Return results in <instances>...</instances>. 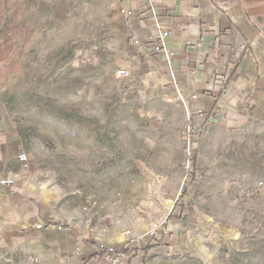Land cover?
Instances as JSON below:
<instances>
[{
	"label": "rangeland",
	"instance_id": "rangeland-1",
	"mask_svg": "<svg viewBox=\"0 0 264 264\" xmlns=\"http://www.w3.org/2000/svg\"><path fill=\"white\" fill-rule=\"evenodd\" d=\"M116 4L0 0V143L9 129L25 186L95 247L132 241L143 264H264V118L199 121L189 158L188 115L115 76Z\"/></svg>",
	"mask_w": 264,
	"mask_h": 264
},
{
	"label": "crops",
	"instance_id": "crops-1",
	"mask_svg": "<svg viewBox=\"0 0 264 264\" xmlns=\"http://www.w3.org/2000/svg\"><path fill=\"white\" fill-rule=\"evenodd\" d=\"M116 6L126 52L118 70L126 72L120 82L129 93L165 95L185 116L199 104L213 111L212 122L264 118V0H117ZM4 132L0 178L18 173L16 159V171L4 166L5 155L19 153L10 130ZM20 175L12 187L0 186L4 264H80L75 251L87 256L95 246L51 215L43 191L37 197ZM38 222L45 226L36 230Z\"/></svg>",
	"mask_w": 264,
	"mask_h": 264
},
{
	"label": "built area",
	"instance_id": "built-area-1",
	"mask_svg": "<svg viewBox=\"0 0 264 264\" xmlns=\"http://www.w3.org/2000/svg\"><path fill=\"white\" fill-rule=\"evenodd\" d=\"M127 14H131V11H128ZM166 35L167 32L162 33V36ZM125 75L126 72L124 70H117L115 72V76L117 78L123 77ZM191 98L196 102L200 101L196 93H194ZM212 112V110H209V113H207L203 107L194 103V111L188 115L184 131V133L186 132L185 140L187 143L189 158L195 154L201 133V128L199 127L196 129V126H199V121L209 120L211 116L210 114H212ZM15 159L18 166V173L7 174L6 176L0 178V186L12 187L16 182V179L19 178V174L29 171L30 161L25 153H18ZM44 226L45 225L42 222H38L33 225V228L39 230ZM156 230L157 227H153V229H151L147 234L153 236ZM136 241L142 242L143 237H139L136 239ZM134 247L135 245L132 243V241H128V243L119 248L96 246L92 247L91 253L87 256H83L79 250H76L74 255L77 259H80V264H136L138 255L133 252ZM94 253L95 255L90 257V255Z\"/></svg>",
	"mask_w": 264,
	"mask_h": 264
},
{
	"label": "trees",
	"instance_id": "trees-1",
	"mask_svg": "<svg viewBox=\"0 0 264 264\" xmlns=\"http://www.w3.org/2000/svg\"><path fill=\"white\" fill-rule=\"evenodd\" d=\"M168 219H173V218H168ZM146 248H147V247H146ZM152 248H153V247L148 246V251H147V252H149ZM102 252H103V251H102ZM94 255H95V253H94V254H91L90 257H92V256H94Z\"/></svg>",
	"mask_w": 264,
	"mask_h": 264
}]
</instances>
